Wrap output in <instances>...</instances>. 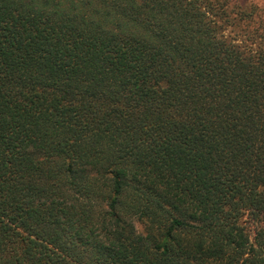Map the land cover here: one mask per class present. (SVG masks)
<instances>
[{"label":"trees","instance_id":"1","mask_svg":"<svg viewBox=\"0 0 264 264\" xmlns=\"http://www.w3.org/2000/svg\"><path fill=\"white\" fill-rule=\"evenodd\" d=\"M260 10L0 0V264H264Z\"/></svg>","mask_w":264,"mask_h":264},{"label":"rangeland","instance_id":"2","mask_svg":"<svg viewBox=\"0 0 264 264\" xmlns=\"http://www.w3.org/2000/svg\"><path fill=\"white\" fill-rule=\"evenodd\" d=\"M246 1L258 5L261 8V10H260L261 14L264 15V0H239V2H241V3H244ZM227 30L229 31L230 29H227ZM228 31H226V32H228ZM229 34L232 36V35H234V32H230ZM237 39H238V42H240L239 40H242L244 38L241 35H237ZM243 222H244L248 232L252 235V232L254 229V222L251 220L250 216L245 215L243 218Z\"/></svg>","mask_w":264,"mask_h":264}]
</instances>
